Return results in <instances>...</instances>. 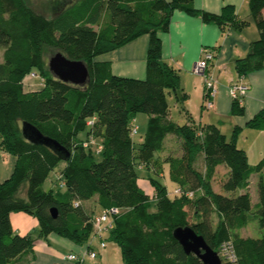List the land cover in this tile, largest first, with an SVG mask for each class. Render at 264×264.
Masks as SVG:
<instances>
[{
    "label": "trees",
    "instance_id": "trees-1",
    "mask_svg": "<svg viewBox=\"0 0 264 264\" xmlns=\"http://www.w3.org/2000/svg\"><path fill=\"white\" fill-rule=\"evenodd\" d=\"M249 4L260 38L236 61L239 78L264 69V0ZM49 9L52 15L46 17L26 0H0V150L17 159L11 178L0 181V264H30L21 259L34 250L36 239L16 234L11 214L35 217L39 238L55 234L84 245L94 232L95 218L85 206L91 200L103 212L119 211L110 235L125 264H203L174 238L176 229L187 226L216 252L224 243L233 244L237 262L223 264H264V157L255 166L249 163L238 146L239 128L228 137L217 125L192 121L181 76L162 61L159 36L169 30L175 10L220 26L234 23L242 29L248 23L236 24L231 6L212 15L196 10L194 0H53ZM145 35L150 37L146 79L117 77L110 62L99 60ZM49 52L85 62L90 82L79 87L54 78L45 58ZM31 74L44 79L41 90H25ZM171 95L185 125L169 119ZM243 104L244 99L233 101L231 116L243 115ZM140 114L150 119L137 147L132 131ZM24 123L57 141L63 151L28 141ZM247 127L264 133V109ZM170 135L181 144V155L175 152L165 160L179 195L172 198L165 185L152 180L157 211L151 213L149 196L138 185V167H152ZM92 139L99 143L86 148ZM63 163L65 189L46 191L45 182ZM222 166L227 171L220 176ZM254 175H259V201L253 207L247 190ZM219 179L227 195L214 190ZM255 222L262 236H242L240 231Z\"/></svg>",
    "mask_w": 264,
    "mask_h": 264
},
{
    "label": "crops",
    "instance_id": "crops-1",
    "mask_svg": "<svg viewBox=\"0 0 264 264\" xmlns=\"http://www.w3.org/2000/svg\"><path fill=\"white\" fill-rule=\"evenodd\" d=\"M249 3L250 0H194L196 10L212 15H220L226 7H233L235 9L236 24L240 22L248 23L242 29L237 28L234 23H226L222 26L215 23H207L199 15H192L184 10H175L169 30L161 32L159 36L162 42V61L173 67L180 74L182 86L188 94L185 110L190 114L192 121L196 125H217L228 137L232 135L235 128H239L238 146L247 152L249 163L255 166L264 157V133L249 129L247 124L264 109V69L243 78L244 82L250 87L248 95L244 98L243 106L245 112L243 115L231 116L233 100L229 94L230 85L240 79L235 70L236 61L245 58L249 53L251 44L260 38V32L251 16ZM149 44L150 37L145 35L116 51L99 57V60L110 62L112 73L117 77L144 80L147 77ZM205 49L212 52L215 56V59L210 64V72L218 80L213 108L209 110L205 109L204 79L194 72V67L201 60ZM40 82H33V89L25 90H41L40 88H34L41 84ZM172 97L174 96L171 95ZM168 99L170 101V98ZM181 115L185 117L183 113ZM198 118H200V122L196 123ZM169 119L172 121L174 119L171 110ZM135 122H137V118ZM147 128L145 133H147ZM175 140L180 143L178 138L172 135L167 137L164 154H171L166 146ZM95 142L99 143L98 140ZM180 155L181 152L176 156ZM161 156L157 155L155 159L158 161ZM16 163L17 159L15 156L0 150L1 182L11 178ZM64 166L65 164L63 163L60 167L64 168ZM151 168L156 170L153 166ZM140 169H144V166L140 167ZM253 179H256L258 183L259 175H254L251 181ZM142 183L139 178L138 185L141 189ZM250 188L251 183L247 190L248 192ZM178 190L179 187L177 186L175 193ZM244 192L239 191V193ZM92 201L93 205H95L96 200ZM93 205L91 204L87 210L94 214ZM11 223L16 234L22 236L30 235L32 237L34 236V231L38 234V237L35 238L33 253L23 256L22 262L54 264L58 259L56 258L57 248L60 247L62 250L66 248L70 252H76L78 247H80L55 234L50 235L47 239L39 238V222L29 214L23 212L13 213L11 214ZM247 228L241 230L240 233ZM42 240L47 241V243Z\"/></svg>",
    "mask_w": 264,
    "mask_h": 264
},
{
    "label": "rangeland",
    "instance_id": "rangeland-1",
    "mask_svg": "<svg viewBox=\"0 0 264 264\" xmlns=\"http://www.w3.org/2000/svg\"><path fill=\"white\" fill-rule=\"evenodd\" d=\"M51 1H53V0H26V3L35 12L43 14L46 17H51L52 13L49 9ZM53 54L54 53L49 52L45 56L46 61H47V67H48L49 59L51 58V56ZM39 78H40L39 80H44L42 77H39ZM33 80L34 79H31V78L27 79V85H26L27 90L33 89L32 86H28V82L32 85H33V82L34 83L40 82V81H36V80L33 81ZM40 87L41 86L39 84L38 86H36L34 88H40ZM169 98H170L169 103L171 106V114L174 118L173 121L175 123H178L179 125H185L187 123V121H186V118L181 115L182 110H181L180 106L177 105L174 97L171 98V96H169ZM149 119L150 118L148 115L140 114L137 117V122H134V124L138 127V130H139L138 135L133 136L134 137L133 141L137 147H140V144L144 141V137L146 134L145 132H146V128L148 127ZM198 122H200V118H198V121L196 123H198ZM83 137H85V136H83ZM166 147H167L169 153H171V155H174L175 152H177V154L180 153L179 152L180 151V143H178V141H176V140L172 141ZM155 157H157V155H155ZM166 158H167V155L163 154L160 157V159H158L157 162H153V167L156 168L157 172L160 173L159 174L160 176H158L156 174V170H152L151 166L150 167H144V169H140L141 166L138 167L139 178L141 179V182H143L141 185L142 190L149 196V199H150L149 211L151 213H155L157 211V206H156V202H155V196L156 195H155V189L153 188V185H152V180L158 181V182L162 183L163 185H165L168 188L169 193L172 197H176V195H179L178 194L179 191H177L175 193V191L177 190V185L175 183H173L170 179L169 168L165 162ZM96 159L99 161L100 156H96ZM62 165H60V166H62ZM60 166L50 174L48 180L45 182L44 188L46 191H53L54 193H56V192L64 189L63 178L62 179L60 178V176L62 175V173H61L62 167H60ZM225 170L227 171V169L224 166H222L220 169V172H219L220 176L225 173ZM219 181H220V179L214 182V184H213L214 190L217 193L227 195L228 193H226L221 188ZM249 193L251 194L252 203H253L252 206L254 207L259 201L256 179H253L251 181V188L249 190ZM22 195L25 197L26 194L24 191H23ZM91 204L93 205L92 200L86 202V204H85L86 208L87 209H88V207L90 208ZM93 211H94V214L91 213L90 211H89V213L91 216L93 215V217H96L95 219L100 218L103 215V210L100 207H98L97 205H93ZM111 231H112V229H110L108 232L104 233V239L107 243L106 248L100 249L98 242L93 243L94 244L93 245L94 250H95V252L98 253V257L96 259L92 260L90 258V256L88 255V252H87L88 244H84V245L77 244L80 247H78L76 252L75 251L70 252V250H68L66 248L64 250L60 249V247L57 248L58 253L56 254V258H58V259L54 262V264H77L78 262H66L64 260V258L66 256H68L69 254H74V255H77L79 258H81L82 261L80 262V264H125L122 249L116 243V241H114L111 238V235H110ZM241 234L244 237L260 238L262 236V231L260 230L258 224L255 222V223H252L246 230L242 231ZM33 235H34L33 236L34 238L38 237V234H37V232L35 233V231H34ZM56 236H58V235H56ZM58 237H60V236H58ZM67 240H69V239H67ZM42 241L47 243V241H45V240H42ZM63 248H64V246H63Z\"/></svg>",
    "mask_w": 264,
    "mask_h": 264
},
{
    "label": "water",
    "instance_id": "water-1",
    "mask_svg": "<svg viewBox=\"0 0 264 264\" xmlns=\"http://www.w3.org/2000/svg\"><path fill=\"white\" fill-rule=\"evenodd\" d=\"M48 67L54 78L62 82L79 87H84L90 82V72L85 62L71 60L61 52H56L51 56ZM22 131L24 137L32 143L46 145L57 152L63 151L62 146L57 141L44 136L35 127L24 123ZM65 154L64 160L69 159L70 154ZM51 213L54 218H57L58 213L56 209H52ZM173 235L187 255H195L203 264H223L218 253L193 228L189 226L178 228L174 231Z\"/></svg>",
    "mask_w": 264,
    "mask_h": 264
},
{
    "label": "built area",
    "instance_id": "built-area-1",
    "mask_svg": "<svg viewBox=\"0 0 264 264\" xmlns=\"http://www.w3.org/2000/svg\"><path fill=\"white\" fill-rule=\"evenodd\" d=\"M214 54L210 52L209 50H203V55L201 60L197 62V64L194 67V72L197 75H200L204 78L205 82V88H206V103L205 107L209 110L213 108V101L216 97L217 93V84L218 80L210 74H207L208 70V64L214 60ZM34 80H39V76L36 74H31L29 77ZM33 80V81H34ZM41 84L40 86H44V80H40ZM29 86H33L28 82ZM250 87L248 84L244 82L243 78H240V80L236 83H233L229 88V94L233 101L242 100L244 99L248 93H249ZM89 125H92V122L89 123ZM138 134V127L134 126L132 135L135 136ZM95 144V141L92 139L91 141L87 142L85 144V147L87 148L89 145ZM102 147L99 148L101 150ZM62 179V175L60 176ZM64 182V181H63ZM118 210H111V211H104L103 215L100 218L95 219L94 222V232L88 241V248L87 252L88 255L92 260L96 259L98 257V253L95 252L93 243L98 242L100 249H104L107 247V243L104 239V233L108 232L110 229H113L114 222H113V216L118 214ZM218 255L220 256L222 262L227 263H236L237 262V256L234 251L233 244L231 242L224 243L220 246V248L217 251ZM66 262H81V258H79L77 255L69 254L64 258Z\"/></svg>",
    "mask_w": 264,
    "mask_h": 264
}]
</instances>
